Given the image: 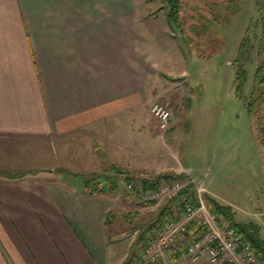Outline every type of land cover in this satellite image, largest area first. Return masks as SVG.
<instances>
[{
    "label": "crops",
    "instance_id": "0c3cea01",
    "mask_svg": "<svg viewBox=\"0 0 264 264\" xmlns=\"http://www.w3.org/2000/svg\"><path fill=\"white\" fill-rule=\"evenodd\" d=\"M173 26L166 0H0V264H122L139 252L140 207L119 210L120 185L88 193L84 174L166 157L149 129L129 136L134 113L170 87L167 57L181 74ZM38 145L64 165H36Z\"/></svg>",
    "mask_w": 264,
    "mask_h": 264
},
{
    "label": "rangeland",
    "instance_id": "374dc122",
    "mask_svg": "<svg viewBox=\"0 0 264 264\" xmlns=\"http://www.w3.org/2000/svg\"><path fill=\"white\" fill-rule=\"evenodd\" d=\"M180 1V28H173L180 38L181 74H177L176 63L175 68H168L167 57L162 69L172 76L166 77L170 87H157L146 102L147 107L154 101L169 102L173 113H178V123L171 122L167 130L160 131L147 107L134 113L132 134L127 133L135 139L133 143H139L138 136L149 129L144 132L155 136L154 152L166 157L160 158L159 164L151 160L154 168L127 173L128 181L119 174L120 188L113 196L123 212L140 207V218L132 225H141L158 212L167 198L141 205L139 202L145 200L141 193L126 204L123 200L131 179L141 178L137 176L141 173L151 177L183 172L195 186L204 188V198L212 197L231 209L235 221L259 224L264 238V88L258 104L248 108L255 68L264 67L263 10L256 11L253 0ZM238 69H244L242 84L236 78ZM105 129L108 134L107 125ZM43 148L37 146L42 153H38L36 165L49 168L64 163L56 153ZM69 165L73 164L67 163L66 167ZM104 168L84 174V178L102 175ZM45 173L26 178L44 180ZM79 176L73 180L80 182ZM165 261L162 264H172L168 257ZM184 262L185 256L177 264L192 263Z\"/></svg>",
    "mask_w": 264,
    "mask_h": 264
},
{
    "label": "built area",
    "instance_id": "2783aa9c",
    "mask_svg": "<svg viewBox=\"0 0 264 264\" xmlns=\"http://www.w3.org/2000/svg\"><path fill=\"white\" fill-rule=\"evenodd\" d=\"M150 114L155 122V128L165 131L172 120V110L167 101H157L150 107ZM141 176L128 183V189L149 176ZM179 179L162 180L155 189L143 192L145 200H159L172 198L189 181ZM137 182V183H136ZM204 188L195 186V195L198 206L193 208L186 204V215L180 220H165L153 236H150L137 253L145 262L158 263L164 260V253L175 246L180 236L186 235L191 220H200L201 229L193 238H186V252L189 260L194 264H264L255 254L250 243L241 239L234 228L227 223L222 226L218 223L216 215L208 208L204 198Z\"/></svg>",
    "mask_w": 264,
    "mask_h": 264
},
{
    "label": "trees",
    "instance_id": "16d2710c",
    "mask_svg": "<svg viewBox=\"0 0 264 264\" xmlns=\"http://www.w3.org/2000/svg\"><path fill=\"white\" fill-rule=\"evenodd\" d=\"M215 1V0H213ZM256 11L263 10L261 14V25L264 30V0H253ZM180 0H166V5L168 6V17L173 22V24L180 28L179 25V14L180 11ZM213 4H215L213 2ZM244 70V69H243ZM238 69L237 77L241 84L244 81V71ZM242 78V80H240ZM240 84V85H241ZM240 88V86H239ZM264 88V67L258 65L255 68L253 82H252V91L251 97L248 102V108H253L256 106L260 100L261 94L263 93ZM264 141V136L262 137ZM129 173L126 170L118 168L114 165L106 166L103 170V174L84 179V186L88 193H97V192H114L118 189L119 174H123L124 180L129 179ZM112 175V176H110ZM125 175V176H124ZM182 175L184 177H182ZM186 178V174L177 173V174H156L149 177L148 179H143L139 183L133 185L131 189H128L126 193L130 198L138 197L139 195L149 189H155L160 181L172 180V179H183ZM206 201L208 208L213 212L218 220V223L222 226L227 223L230 227L234 228L235 232L240 235L241 239L245 242L250 243L257 257L264 262V238L260 235V225L256 222H242L235 221L234 215L231 209L225 205L219 204L214 198L206 196ZM156 200L140 201L141 205H151L155 204ZM190 204L191 207L195 208L198 206V202L195 195V184L193 182H188L177 194L172 198L167 199L166 203L162 205L158 212L152 216L146 223L141 225L133 226V229H139L138 235L135 239V242L140 244V248L145 244L147 239L150 236H153L158 230L161 229V226L165 220H180L186 215V204ZM130 222H134L130 220ZM201 229L200 220L194 219L191 220L188 224V230L186 235H182V238H193L197 235ZM181 237V236H180ZM181 244V243H180ZM182 246V244H181ZM174 247V246H173ZM171 247L173 250L174 248ZM187 255L186 246L180 248L177 252L171 253L170 262L176 264L180 258ZM161 264L145 262L138 255H134L133 258H129L122 264Z\"/></svg>",
    "mask_w": 264,
    "mask_h": 264
}]
</instances>
